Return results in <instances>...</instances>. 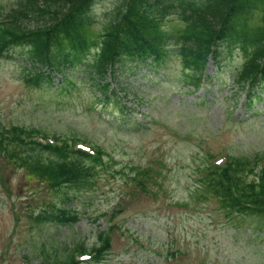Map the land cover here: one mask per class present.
<instances>
[{
    "label": "rangeland",
    "instance_id": "374dc122",
    "mask_svg": "<svg viewBox=\"0 0 264 264\" xmlns=\"http://www.w3.org/2000/svg\"><path fill=\"white\" fill-rule=\"evenodd\" d=\"M111 1L99 0L95 13ZM14 3L0 0V13ZM23 52L17 48L0 57V121L76 136L78 143L102 148L108 164L80 191L64 188L68 198L60 207L79 218L60 226L36 215L40 205L59 203L64 195L0 159V264H37L29 252L44 240L58 253L77 239L89 246L111 224L116 227L108 254L82 264H264L261 220H232L215 199L191 197L206 153L264 155V93L248 106L246 90L231 83L241 55L233 53L223 69L210 60L211 79L193 91L182 85L174 61L131 74L109 71L95 80L76 68L62 85L36 77L28 83ZM102 83L110 84L108 98ZM146 166L160 171L153 192L124 184V171Z\"/></svg>",
    "mask_w": 264,
    "mask_h": 264
},
{
    "label": "trees",
    "instance_id": "16d2710c",
    "mask_svg": "<svg viewBox=\"0 0 264 264\" xmlns=\"http://www.w3.org/2000/svg\"><path fill=\"white\" fill-rule=\"evenodd\" d=\"M95 2L17 0L0 13V56L20 46L27 61L53 69L81 66L88 74L98 75L114 64L154 56L156 64L163 66L174 58L181 66L183 82L198 87L208 78L205 70L210 57L219 66L236 51L243 61L233 75L234 84L249 88L254 97L255 88L264 90V0H113L111 9L99 15L94 13ZM168 16L169 21L176 20L174 32L165 26ZM27 77L25 81L32 80ZM51 137L53 142L40 130L0 122V157L45 190L64 195V202L68 198L64 188L79 190L108 162L95 146L90 152L66 138ZM209 158L198 169L191 196L215 199L226 215L264 222L263 159L226 155L215 164ZM158 174L154 167H130L124 171L123 182L134 186L135 192L151 193L160 183ZM39 208V219L70 225L78 218L75 211L56 203L46 202ZM115 227L111 224L100 231L89 246L76 240L58 253L49 251L44 240L29 255L38 258L37 264H82L77 257L83 254L100 261L111 248L110 232Z\"/></svg>",
    "mask_w": 264,
    "mask_h": 264
}]
</instances>
